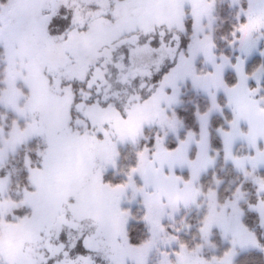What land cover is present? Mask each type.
<instances>
[{"label": "snow or ice", "instance_id": "snow-or-ice-1", "mask_svg": "<svg viewBox=\"0 0 264 264\" xmlns=\"http://www.w3.org/2000/svg\"><path fill=\"white\" fill-rule=\"evenodd\" d=\"M0 264H264V0H0Z\"/></svg>", "mask_w": 264, "mask_h": 264}]
</instances>
